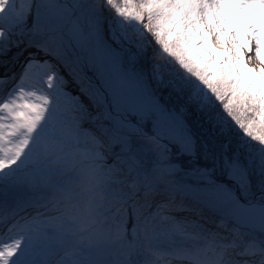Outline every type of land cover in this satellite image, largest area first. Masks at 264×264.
<instances>
[{
    "label": "snow or ice",
    "instance_id": "1",
    "mask_svg": "<svg viewBox=\"0 0 264 264\" xmlns=\"http://www.w3.org/2000/svg\"><path fill=\"white\" fill-rule=\"evenodd\" d=\"M0 66V264H264V0H0Z\"/></svg>",
    "mask_w": 264,
    "mask_h": 264
},
{
    "label": "trees",
    "instance_id": "2",
    "mask_svg": "<svg viewBox=\"0 0 264 264\" xmlns=\"http://www.w3.org/2000/svg\"><path fill=\"white\" fill-rule=\"evenodd\" d=\"M178 215H184V213H178Z\"/></svg>",
    "mask_w": 264,
    "mask_h": 264
},
{
    "label": "bare ground",
    "instance_id": "3",
    "mask_svg": "<svg viewBox=\"0 0 264 264\" xmlns=\"http://www.w3.org/2000/svg\"><path fill=\"white\" fill-rule=\"evenodd\" d=\"M72 84L74 85V83H72ZM72 84H70V85H72ZM165 94H167L166 91H165Z\"/></svg>",
    "mask_w": 264,
    "mask_h": 264
}]
</instances>
